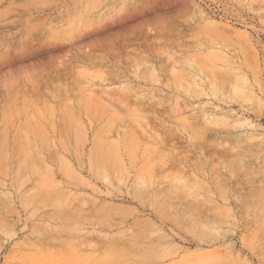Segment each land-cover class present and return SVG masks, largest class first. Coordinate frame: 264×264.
Returning a JSON list of instances; mask_svg holds the SVG:
<instances>
[{
  "label": "rangeland",
  "instance_id": "rangeland-1",
  "mask_svg": "<svg viewBox=\"0 0 264 264\" xmlns=\"http://www.w3.org/2000/svg\"><path fill=\"white\" fill-rule=\"evenodd\" d=\"M110 261L264 264V0H0V264Z\"/></svg>",
  "mask_w": 264,
  "mask_h": 264
},
{
  "label": "bare ground",
  "instance_id": "bare-ground-1",
  "mask_svg": "<svg viewBox=\"0 0 264 264\" xmlns=\"http://www.w3.org/2000/svg\"><path fill=\"white\" fill-rule=\"evenodd\" d=\"M2 2V1H1ZM9 4V3H8ZM13 6H14V4H13ZM24 8H26V7H24ZM69 24V23H68ZM4 25V24H3ZM21 27V26H20ZM127 60V59H126ZM174 61V60H173ZM144 65V64H143ZM155 97V96H154ZM151 107V106H150ZM145 110V109H144ZM165 111H166V109H165ZM167 113V112H166ZM166 113H165V115H166ZM78 116V115H77ZM169 116V115H168ZM179 117V116H178ZM178 119V118H177ZM179 121V120H178ZM200 126V125H199ZM251 126V125H250ZM200 129V128H199ZM209 130V129H208ZM197 131H198V129H197ZM201 131H203V130H201ZM204 132V131H203ZM205 138V137H204ZM203 138V139H204ZM215 140V139H214ZM209 145V144H208ZM178 152V151H177ZM184 152V151H183ZM225 153V152H224ZM185 154H186V152H185ZM97 155V154H96ZM104 160V159H103ZM106 161V160H105ZM101 162V161H100ZM102 163V162H101ZM105 163V162H104ZM218 170V169H217ZM180 173V172H179ZM188 177V176H187ZM176 180V179H175ZM190 181H191V179H190ZM187 183V182H186ZM183 186V185H182ZM45 190V189H44ZM256 194V193H255ZM258 196V195H257ZM51 197V196H50ZM251 197H254V195L253 196H251ZM255 197H256V195H255ZM54 198V197H53ZM262 198V197H261ZM57 200V199H56ZM197 205V204H196ZM173 206H174V203H173ZM171 210V209H170ZM137 237V236H136ZM172 245V244H171ZM134 246V245H133ZM113 247V246H112ZM132 247V246H131ZM108 248V247H107ZM120 248V247H119ZM122 249H123V247H121ZM158 249V248H157ZM157 249H155V250H157ZM116 250V249H115ZM144 250V249H143ZM146 250V249H145ZM150 250V249H149ZM121 251V250H120ZM134 251H136V250H134ZM116 252V251H115ZM117 252H118V250H117ZM150 251H148V253H149ZM163 252V251H162ZM101 253H103V252H101ZM139 253V252H138ZM147 253V254H148ZM114 254V253H113ZM119 254V253H118ZM146 254V255H147ZM155 254V253H154ZM164 254V253H163ZM105 255V254H104ZM103 255V256H104ZM117 255V254H116ZM115 255V256H116ZM125 255V254H124ZM128 255V254H127ZM141 255V254H140ZM146 255H142L141 257H143V256H145L146 257ZM151 255H153V254H151ZM159 255V254H158ZM98 256H99V254H98ZM129 256V255H128ZM156 256V255H155ZM165 256V255H164ZM100 257V256H99ZM138 257H140V256H137V258ZM147 257H149V256H147ZM151 257V256H150ZM127 258V257H126ZM126 258H124L125 260H126ZM129 258H132V257H129ZM89 259V258H88ZM99 259V258H98ZM112 259H114V258H112ZM122 259V258H121ZM136 258H135V256H134V260H135ZM160 259V258H159ZM133 260V259H132ZM128 261H129V259H128ZM139 261H141V260H139ZM115 262V261H114ZM122 262V261H121ZM130 262V261H129ZM147 262V261H146ZM110 264H111V261L109 262ZM120 263V262H119ZM135 263V262H134ZM142 263V262H141ZM100 264V263H99ZM123 264V263H122ZM136 264V263H135Z\"/></svg>",
  "mask_w": 264,
  "mask_h": 264
}]
</instances>
